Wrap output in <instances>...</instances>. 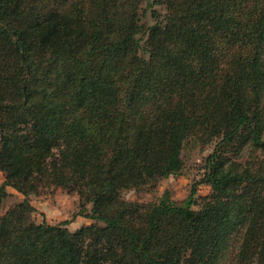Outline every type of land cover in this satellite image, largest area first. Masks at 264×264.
<instances>
[{
	"label": "trees",
	"instance_id": "obj_1",
	"mask_svg": "<svg viewBox=\"0 0 264 264\" xmlns=\"http://www.w3.org/2000/svg\"><path fill=\"white\" fill-rule=\"evenodd\" d=\"M0 0V264H264V0ZM216 140L201 208L125 200ZM59 186L95 223L32 218ZM6 196L0 185V205ZM230 257L227 258V254Z\"/></svg>",
	"mask_w": 264,
	"mask_h": 264
},
{
	"label": "rangeland",
	"instance_id": "obj_2",
	"mask_svg": "<svg viewBox=\"0 0 264 264\" xmlns=\"http://www.w3.org/2000/svg\"><path fill=\"white\" fill-rule=\"evenodd\" d=\"M48 6H54L53 0H47ZM143 12L142 21L145 24H152L157 13L163 15L165 6L161 2L154 0H143L141 3ZM216 140L205 142L199 135L188 136L181 149L183 167L179 174L169 175L160 178L155 182L144 186L142 189L127 188L120 192V195L127 201L146 203L157 201L162 196L170 197L177 202L185 201L194 190L193 198L196 200L191 207L194 210L201 208L204 197L210 195V186L201 182L205 172V159L212 152ZM243 157L235 158L236 161L247 164L254 160L257 164L264 161V149L248 148ZM5 174L0 170V185H4L6 196L1 201L0 214L3 215L8 209L23 200V195L9 185H5ZM30 202L35 208L32 218L35 222L41 223L45 220L48 224H58L67 221L66 227L70 231H75L81 226L90 225L96 221L87 217L90 213L91 203L83 201L75 192L59 186L44 188L36 194L30 195ZM230 254H227L228 259ZM256 264V263H252Z\"/></svg>",
	"mask_w": 264,
	"mask_h": 264
}]
</instances>
